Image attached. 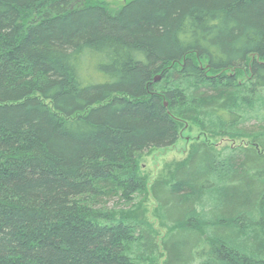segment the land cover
<instances>
[{
    "label": "trees",
    "instance_id": "16d2710c",
    "mask_svg": "<svg viewBox=\"0 0 264 264\" xmlns=\"http://www.w3.org/2000/svg\"><path fill=\"white\" fill-rule=\"evenodd\" d=\"M109 6L0 0V264H264V0Z\"/></svg>",
    "mask_w": 264,
    "mask_h": 264
},
{
    "label": "rangeland",
    "instance_id": "374dc122",
    "mask_svg": "<svg viewBox=\"0 0 264 264\" xmlns=\"http://www.w3.org/2000/svg\"><path fill=\"white\" fill-rule=\"evenodd\" d=\"M108 3L110 8L114 10H119L127 2L131 0H99ZM256 110L254 111L255 114ZM247 122V128L252 131V126L257 123L254 116ZM206 141L209 143L216 144L218 148L223 149L225 147L233 145H243L247 143V140L228 137H214L209 132L205 133L197 125H186L181 129V138L178 143L169 149L152 150L148 154L141 157L139 160L140 173L145 176L148 181L153 183L157 179H168L173 173L175 168L183 162L188 156L192 148L199 142ZM136 202L138 201L135 200ZM121 202V201H120ZM119 203L118 199H113L110 202V206H117ZM120 207H127L122 201L119 205ZM118 207V206H117ZM146 207V217L155 225V227L160 230L163 234L166 230H163L157 220L158 214L156 212L157 205L153 201L152 197H149L145 204Z\"/></svg>",
    "mask_w": 264,
    "mask_h": 264
},
{
    "label": "water",
    "instance_id": "95a60500",
    "mask_svg": "<svg viewBox=\"0 0 264 264\" xmlns=\"http://www.w3.org/2000/svg\"><path fill=\"white\" fill-rule=\"evenodd\" d=\"M159 79H160V76L156 77V78H155V81H158Z\"/></svg>",
    "mask_w": 264,
    "mask_h": 264
}]
</instances>
